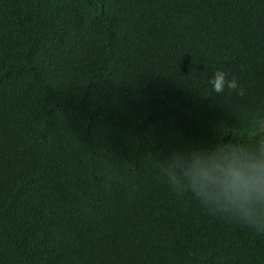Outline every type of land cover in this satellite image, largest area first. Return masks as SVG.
I'll return each instance as SVG.
<instances>
[{"label":"trees","instance_id":"obj_1","mask_svg":"<svg viewBox=\"0 0 264 264\" xmlns=\"http://www.w3.org/2000/svg\"><path fill=\"white\" fill-rule=\"evenodd\" d=\"M261 142L264 0H0V264H264L170 165Z\"/></svg>","mask_w":264,"mask_h":264},{"label":"clouds","instance_id":"obj_2","mask_svg":"<svg viewBox=\"0 0 264 264\" xmlns=\"http://www.w3.org/2000/svg\"><path fill=\"white\" fill-rule=\"evenodd\" d=\"M207 83L217 94L237 90L235 78L217 69ZM264 144V142H261ZM170 165L194 197L206 208L240 223L264 227V147L247 151L174 153Z\"/></svg>","mask_w":264,"mask_h":264}]
</instances>
